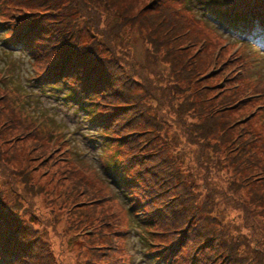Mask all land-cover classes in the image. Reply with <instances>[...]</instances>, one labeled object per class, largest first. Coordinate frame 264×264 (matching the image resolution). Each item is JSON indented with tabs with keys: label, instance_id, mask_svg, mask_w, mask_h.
Wrapping results in <instances>:
<instances>
[{
	"label": "rangeland",
	"instance_id": "374dc122",
	"mask_svg": "<svg viewBox=\"0 0 264 264\" xmlns=\"http://www.w3.org/2000/svg\"><path fill=\"white\" fill-rule=\"evenodd\" d=\"M71 1L95 26L92 41L99 44L100 40L109 51L108 45L111 48L118 44L111 48L114 52L107 54V58L117 60L118 66L121 65L141 85L140 90H129L127 97L124 91L115 97L120 105L137 102L121 120L118 118L124 128L116 132L119 135L138 132L139 135L130 136L135 142L134 149L128 152L137 159V169L149 171L146 165L154 157L159 160L160 169L171 171L175 168V175L160 187L163 195L154 196L150 203L162 206L172 202L169 200L174 195L178 197L173 190L181 188L177 183L180 175L194 197L195 207L206 208V202L209 203L212 217L230 238L237 237L249 248L264 251V219L247 202L246 190L236 184L240 176L225 166L222 156L218 157L223 152L215 150L222 147L210 143L217 134L215 128L212 129L215 121L204 116L206 99L208 104L214 101L219 102V106L226 105L220 111L222 115L217 114L219 126L226 124L229 136H239L245 148L256 141L257 135L264 146V42L255 43L219 30L223 37L209 20L201 17L196 8L197 0H188L189 3L158 0L159 8L145 13L144 32L137 33L128 31V27L121 28L117 17L105 13L97 0ZM152 1L128 0L127 5L133 14L150 7ZM18 4V1L14 5L8 0L0 1V22L7 21ZM162 12L174 19L166 22ZM158 25H163L160 26L162 29L170 25L172 29L182 31V59L206 61V81L195 84L194 90H189L187 82L180 78L183 76H175L173 67L166 61L167 56L154 50L152 38ZM1 36L0 194L9 205L18 207L17 213L46 243L49 253L35 264H86L88 258L94 256L106 258L107 264L154 262L141 256L139 251L149 252L148 243L159 246L171 238H179L180 232H170L166 227L149 229L144 225L139 229L132 225L129 209L135 205L139 207L135 190L131 189L132 200L131 196L129 201L122 199L111 182L114 175L104 168L108 162L119 164L118 154L114 155L122 154V147L111 143L106 145L108 150L104 152L99 138H84L88 132L96 131V126L92 125L90 130L85 128L81 114L65 93L51 91L50 87L45 90L33 87L41 65L32 60L33 45L26 53L10 49L4 45ZM248 45L258 46L257 51L263 56L256 52L257 60ZM232 56L242 57L247 66L241 81L236 77V68H229ZM182 59L176 60L179 68L174 70H185ZM7 107L13 111V128L9 127L10 118L5 117H9ZM99 110L103 108L99 106ZM210 131L214 133L209 134ZM247 138L252 140L248 142ZM5 140L12 143L7 144ZM95 142L97 145L92 144ZM257 155L264 159L263 151ZM154 189H158L157 181ZM154 189H151L153 193L157 191ZM177 201L180 199L173 203L177 205ZM192 207L187 204L188 211L184 212L186 208H183V214H188ZM113 219L118 220L119 241L124 245L121 255L116 257L112 252L113 256L109 257L100 255V250L97 253L94 248L89 250L86 243L89 236V241L96 246L112 238L113 233L106 223L114 232ZM188 220L187 217L185 221ZM79 221L82 224L91 221L92 224L79 227ZM241 254L245 257L243 251ZM260 255L264 264V253Z\"/></svg>",
	"mask_w": 264,
	"mask_h": 264
},
{
	"label": "trees",
	"instance_id": "16d2710c",
	"mask_svg": "<svg viewBox=\"0 0 264 264\" xmlns=\"http://www.w3.org/2000/svg\"><path fill=\"white\" fill-rule=\"evenodd\" d=\"M8 1L13 5L18 1L19 4L14 8L13 13L8 15L10 18H7V21L0 22V34L5 36L4 38L1 36L4 45H19L27 51L31 50L33 45L32 60L35 59V63L44 64L42 67L40 65V69L37 68L39 72L35 75V82L32 85L37 84L40 87H45L46 84L55 83L58 87L64 88L72 99H84V111L90 118L89 124L95 125L97 128L94 132L102 140L103 151L106 152L108 150L106 145L111 143L122 147L124 153L114 155L116 157L118 154L119 164L114 165L108 162L104 168L114 175L111 182L118 188L116 191L122 199L129 201L131 196L132 200L134 194L131 189L135 190L139 207L135 205L129 209L133 220L132 225L138 226L139 229H143L144 225L149 229L166 227L170 229V232L175 230L180 232L179 238L176 236L162 242L159 246L154 247L152 243H148L149 252L141 250L139 251L141 256L148 257L150 262L154 260L151 264H262L260 254L264 251L249 248L244 241H239L237 237L230 238L228 232L223 231L212 217L209 203L206 202V208H197L193 205L194 197L183 183L180 175L177 176V183L181 188L178 191L173 190V194H178V197L174 195L169 200H173L172 202H165L162 206L150 203L154 196L163 195V189L160 187H163L175 175L173 172L175 168L172 167L171 171L160 169L159 160L154 157L149 159L146 165L149 171L137 169V159L128 152L134 149L132 145L135 142L130 136L139 135L138 132L134 130V133L127 135L116 133L120 128H124V123H119L121 117L126 115L130 109L135 108L137 102L131 101L120 105L117 104L115 97L119 96L120 91L126 92L127 97L129 90H140L141 86L121 65L118 66L117 60L107 58V54L112 55L114 52L111 48L118 44L111 48L108 45L109 51L100 40L99 44L94 43L92 32H95V26L72 5L71 0ZM97 1L105 13L117 17L121 28L128 27V31L132 33L144 32L143 19L147 16L145 13L159 8L158 0H153L150 7L132 14L130 5H127L128 0ZM184 3H189V1L184 0ZM196 8L201 12V17L210 18L213 23L219 26L226 23L225 26L230 31L243 33L246 32L245 25L254 24L257 33L259 29L260 32H264V0H197ZM246 8L249 12L246 11ZM163 13L166 22L174 19ZM160 23L163 24L162 21ZM158 26L152 38L154 50L158 53L163 52L167 56V63L173 67L175 76H183L180 78L187 82L189 90H194L195 84L206 81V61L190 62L187 59H182V31L172 29L170 25H165L167 28L164 29H162L163 25ZM35 41L36 44H34ZM181 59L185 70H174L179 68L176 60ZM229 62H231L229 68H236L238 74L236 77L241 81L244 70L247 71L242 57L234 58L232 56ZM1 99L3 100L2 97H0ZM77 100L73 102H77ZM207 101L206 99L204 116L206 119L210 118L215 121L212 129L215 128L217 132L214 141L210 143L219 148L222 147L215 150L223 152L218 157L222 156L225 166L240 176V180L236 184L239 183L246 190L247 202L253 205L257 209L258 215L264 219V186H262L264 184V159L257 155L261 151L264 152L262 141L257 135L255 142L247 144L246 148L243 147L239 136L236 138L229 136L226 124L219 126L220 120L217 114L222 115L220 111L226 105L219 106L220 103L214 101H209L208 104ZM99 106L103 108L102 111L99 110ZM7 109L9 117H5L10 118L9 127L13 128L15 123L11 114L13 111L9 107ZM129 120H132V117ZM5 126L9 128L7 124ZM213 133L214 131H210L209 134ZM251 140L246 139L248 142ZM9 142L5 140L7 144L12 143L11 140ZM14 143H17L15 138ZM137 180L139 183L134 184ZM156 181L158 189H154ZM167 188L168 186H165V189ZM151 189L157 190L156 194ZM179 199L177 205L173 203ZM189 203L193 207L188 214L184 215L182 210ZM17 208L5 202L0 194V264H35L40 259L44 260L49 250L46 243L40 240L37 231L17 213ZM176 210L177 212H175ZM187 211L188 208L184 209V212ZM202 213H206V215L203 216ZM187 217L189 220L185 221ZM113 222V228L116 229L114 232L110 224L106 223L108 230L113 233L112 238L96 246L89 241V236L86 240L89 250L92 248L95 249V252L100 250V255L109 257L113 256L112 252L116 257L121 255L120 250L124 245L119 241L120 233L117 230L119 223L115 219ZM91 224V221L84 224L81 221L78 222L79 227L91 226ZM150 232L155 235L161 234V232ZM120 240L122 241V239ZM242 251L245 257L242 256ZM107 263L106 258L99 256L88 258L86 261V264Z\"/></svg>",
	"mask_w": 264,
	"mask_h": 264
},
{
	"label": "bare ground",
	"instance_id": "6f19581e",
	"mask_svg": "<svg viewBox=\"0 0 264 264\" xmlns=\"http://www.w3.org/2000/svg\"><path fill=\"white\" fill-rule=\"evenodd\" d=\"M248 12H249V10H248ZM34 44H36V41L34 42Z\"/></svg>",
	"mask_w": 264,
	"mask_h": 264
}]
</instances>
